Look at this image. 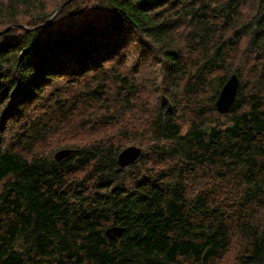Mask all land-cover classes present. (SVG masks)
<instances>
[{
    "label": "trees",
    "instance_id": "16d2710c",
    "mask_svg": "<svg viewBox=\"0 0 264 264\" xmlns=\"http://www.w3.org/2000/svg\"><path fill=\"white\" fill-rule=\"evenodd\" d=\"M232 73L238 101L220 112ZM263 253L264 0H0V264Z\"/></svg>",
    "mask_w": 264,
    "mask_h": 264
},
{
    "label": "water",
    "instance_id": "95a60500",
    "mask_svg": "<svg viewBox=\"0 0 264 264\" xmlns=\"http://www.w3.org/2000/svg\"><path fill=\"white\" fill-rule=\"evenodd\" d=\"M241 84L237 73H232L219 92L215 105L220 112L229 111L238 101V92ZM212 126L207 124L205 131L210 132ZM143 148L138 145H130L124 148L118 155V163L121 167L133 163L140 156ZM73 149L64 148L55 153V158L61 160L72 153ZM126 230V226L113 224L105 229V235L111 240H117Z\"/></svg>",
    "mask_w": 264,
    "mask_h": 264
},
{
    "label": "rangeland",
    "instance_id": "374dc122",
    "mask_svg": "<svg viewBox=\"0 0 264 264\" xmlns=\"http://www.w3.org/2000/svg\"><path fill=\"white\" fill-rule=\"evenodd\" d=\"M62 0H48V7H49V9H51V8H54L58 3H60ZM23 13V12H22ZM54 15V14H53ZM156 97H154L152 100H151V102L155 99ZM150 104H152V103H150ZM39 107H41V106H39ZM145 112L143 113H138V114H133V113H131V114H129V115H131V116H129V117H131V118H133L134 120H135V122L139 125V126H141L142 124H143V120H145L144 118H145ZM215 120V118H213V121ZM106 131H108V130H106ZM105 131V132H106ZM91 135H89V136H86V137H90ZM130 145H137V143H132V144H130ZM129 145V146H130ZM139 146V145H138ZM154 146V144H153V141L151 140V138H146L145 139V143H144V147L142 146V148H143V150H144V148H145V150L146 151H149V149H150V147H151V149H152V151H153V147ZM61 149H64V148H60V149H58L57 151H59V150H61ZM71 149V148H70ZM142 150V151H143ZM56 151V152H57ZM55 152V153H56ZM144 161H146L145 163H147V164H152V162H151V160H150V158H147V157H145L144 158ZM144 163V162H143ZM142 163V164H143Z\"/></svg>",
    "mask_w": 264,
    "mask_h": 264
},
{
    "label": "bare ground",
    "instance_id": "6f19581e",
    "mask_svg": "<svg viewBox=\"0 0 264 264\" xmlns=\"http://www.w3.org/2000/svg\"><path fill=\"white\" fill-rule=\"evenodd\" d=\"M42 14V13H41ZM38 15V14H37ZM42 18V17H41ZM44 18V17H43ZM45 19V18H44ZM43 20V19H42ZM36 22V21H35ZM52 23V22H51ZM41 28V27H40ZM239 29V28H238ZM242 30V29H241ZM217 37V36H216ZM242 40V39H241ZM216 41H217V39H216ZM239 42H240V40H239ZM221 43V42H220ZM224 43V42H223ZM243 44V43H242ZM225 46V45H224ZM222 52V51H221ZM232 61V60H231ZM237 61V60H236ZM231 63H233V62H231ZM235 64V63H234ZM106 65V64H105ZM109 66V65H108ZM119 66V65H118ZM117 66H115V68H116ZM107 68V67H106ZM119 68V67H118ZM118 68H117V70H118ZM120 69V68H119ZM108 71H109V68H108ZM115 71V70H114ZM104 72H105V68H104ZM107 72V71H106ZM80 88H82V87H80ZM80 90V89H79ZM73 92H74V90H73ZM75 92H76V90H75ZM79 92V91H78ZM87 93V92H86ZM82 95V94H81ZM98 95V94H97ZM162 99V98H161ZM199 105V104H198ZM174 109H176V108H174ZM209 109V108H208ZM213 109V108H212ZM211 109V110H212ZM204 110V109H203ZM175 111V110H174ZM209 112H210V110H209ZM213 112V111H212ZM194 113V112H193ZM199 114V113H198ZM191 115V114H190ZM197 116V115H196ZM195 116V117H196ZM199 116H201L200 114H199ZM212 116V115H211ZM183 117V116H182ZM190 117H192V116H190ZM206 118V117H205ZM208 118V117H207ZM185 119V118H184ZM173 120H174V118H173ZM189 120V119H188ZM188 120H187V122H188ZM193 120V119H192ZM202 120V119H201ZM210 121V120H209ZM191 122V121H190ZM204 122V121H203ZM184 123V122H183ZM186 123V122H185ZM198 124V123H197ZM176 125H178V124H176ZM180 125V124H179ZM174 128V127H173ZM193 128V127H192ZM197 129V128H196ZM208 138V137H207ZM206 141V140H205ZM201 146V145H200ZM209 162V161H208ZM204 164V163H203ZM161 187V186H160ZM163 189V188H162ZM178 192V191H177ZM64 193V192H63ZM161 193V192H160ZM169 193H170V191H169ZM163 194V193H162ZM167 196V195H166ZM223 196V195H222ZM165 197V196H164ZM58 198V197H57ZM181 198V197H180ZM179 201V200H178ZM55 213H56V211H55ZM196 213V212H195ZM54 214V213H53ZM205 214H207L206 212H205ZM65 216V215H64ZM72 216V215H71ZM205 216V215H204ZM66 218H68V217H66ZM75 219V218H74ZM84 219V218H83ZM82 219V220H83ZM55 220V219H54ZM61 220V219H60ZM195 220V219H194ZM202 220V219H201ZM77 222H79V221H77ZM76 224H78V223H76ZM217 227V226H216ZM168 229H169V227H168ZM165 231V230H164ZM211 232V231H210ZM179 235V234H178ZM219 235V234H218ZM222 236V235H221ZM255 236V235H254ZM176 238V237H175ZM177 239V238H176ZM209 240V239H208ZM211 240V239H210ZM258 240V239H257ZM261 240V239H260ZM179 241V240H178ZM257 243V242H256ZM259 243V242H258ZM251 244V243H250ZM261 246V245H260ZM262 250V249H261ZM248 251V250H247ZM202 252V251H201ZM188 253V252H187ZM252 253V252H251ZM264 254V253H263ZM251 255V254H250ZM259 255V254H258ZM222 256V255H221ZM153 257V256H152ZM191 258V257H190ZM222 258H224V257H222ZM152 259V258H151ZM222 260V259H221ZM201 261V260H200ZM222 262V261H221ZM223 262H224V260H223ZM200 263V262H199Z\"/></svg>",
    "mask_w": 264,
    "mask_h": 264
}]
</instances>
